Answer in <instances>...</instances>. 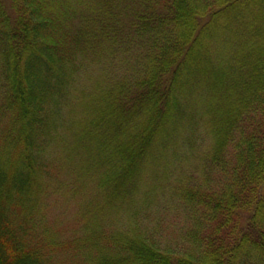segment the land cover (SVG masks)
<instances>
[{
    "label": "trees",
    "instance_id": "1",
    "mask_svg": "<svg viewBox=\"0 0 264 264\" xmlns=\"http://www.w3.org/2000/svg\"><path fill=\"white\" fill-rule=\"evenodd\" d=\"M0 264H264V0H0Z\"/></svg>",
    "mask_w": 264,
    "mask_h": 264
},
{
    "label": "rangeland",
    "instance_id": "2",
    "mask_svg": "<svg viewBox=\"0 0 264 264\" xmlns=\"http://www.w3.org/2000/svg\"><path fill=\"white\" fill-rule=\"evenodd\" d=\"M153 171H155V170H153ZM68 176L70 179L73 178L70 174H67V172L63 173V175H62V177L65 179H67ZM61 178L59 180H64ZM68 192H69V190L66 192L62 191L61 195H57L54 198L52 197L53 199L52 200L50 199V204H49L50 213L52 216H59L60 214H62L59 218V222L63 226L68 227L69 231H70V232L65 231V232H67L65 234V236L71 235L77 229L75 227V224H74L75 223L74 217L76 215V210H78L77 205H79L81 203H86V200H83L80 198L79 199H71ZM62 225H61V227H62Z\"/></svg>",
    "mask_w": 264,
    "mask_h": 264
}]
</instances>
